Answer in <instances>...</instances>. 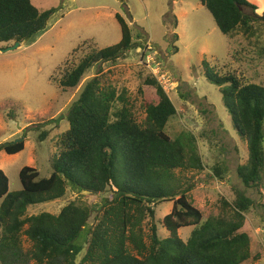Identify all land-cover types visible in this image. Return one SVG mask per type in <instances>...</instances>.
<instances>
[{"label":"trees","instance_id":"obj_1","mask_svg":"<svg viewBox=\"0 0 264 264\" xmlns=\"http://www.w3.org/2000/svg\"><path fill=\"white\" fill-rule=\"evenodd\" d=\"M199 1L228 37L240 32L251 38L258 35V24L264 26V13L258 15L247 0ZM53 12L38 9L31 0H0V44L5 48L30 39L46 28ZM116 18L121 40L93 47L76 63L66 59L53 77L58 87L76 89L90 68L115 62L133 46L128 24ZM143 68L142 84L154 89L144 95L143 122L135 118L124 93L103 87L97 74L81 85L69 109V128L59 136L48 177L24 166L19 171L22 189L9 192L0 169L1 264H244L252 258L251 239L242 228L255 200L235 189L234 199L220 197V214L203 220L188 198L194 183L184 177L187 171L199 176L206 169L196 140L183 134L172 139L164 131L177 109L157 77ZM203 69L220 87L233 126L247 141L248 157L237 174L246 188H259L264 177V84L244 81L235 71H215L206 60ZM23 148V139L0 144L9 155ZM222 172L214 166L209 178L221 180ZM68 188L103 197L92 207L69 202L57 214L25 215L27 206L61 198ZM162 202H172L160 221L166 237L159 235L156 221ZM184 227H192L186 240L178 233ZM24 235L29 249L22 245Z\"/></svg>","mask_w":264,"mask_h":264},{"label":"rangeland","instance_id":"obj_2","mask_svg":"<svg viewBox=\"0 0 264 264\" xmlns=\"http://www.w3.org/2000/svg\"><path fill=\"white\" fill-rule=\"evenodd\" d=\"M247 1L257 7L258 15L264 13V0ZM31 2L40 10L54 9L46 28L15 49L3 50L7 47L0 44V144L24 140L19 153L0 151V169L8 178L9 192L22 189L19 171L24 166L35 168L43 178L51 174L59 136L69 128V109L81 85L94 75H99L103 87L123 92L135 118L143 122L144 95L154 92L153 87L142 84L145 67L157 77L177 109L164 131L172 139L180 134L194 136L206 167L199 176L192 171L184 173L194 183L188 198L202 212L203 220L220 214V197L234 199L235 189L254 199L242 228L250 236L252 255L244 264H264V177L259 188L242 184L237 168L247 160V141L234 128L220 87L206 78L203 69L206 60L215 71H235L244 81L264 84V26L258 24V35L251 38L240 32L228 37L199 0ZM245 11L251 13L252 9ZM117 16L128 24L133 46L115 62L90 68L76 89L58 87L53 77L61 72L66 59L76 63L93 47L104 48L121 40ZM42 133L45 136L39 140ZM214 166L223 171L221 180L209 178ZM102 197L68 188L61 198L27 206L25 215L57 214L69 202L92 207ZM171 208L172 202H162L156 208L158 232L163 237L168 232L160 221ZM95 215L92 212L90 225L95 223ZM191 230L181 228L179 236L186 240ZM22 245L24 249L31 246L25 235Z\"/></svg>","mask_w":264,"mask_h":264},{"label":"water","instance_id":"obj_3","mask_svg":"<svg viewBox=\"0 0 264 264\" xmlns=\"http://www.w3.org/2000/svg\"><path fill=\"white\" fill-rule=\"evenodd\" d=\"M20 45V43L19 42H15L14 43V45H12V46H10V47H7V48H5V49H3V50H11V49H15L16 47H18ZM52 122H54V120H52ZM17 141H19V140H17ZM16 142V141H15ZM14 143V142H13Z\"/></svg>","mask_w":264,"mask_h":264}]
</instances>
